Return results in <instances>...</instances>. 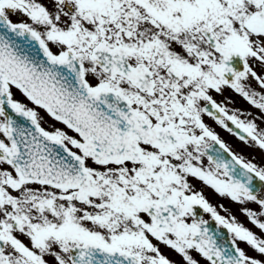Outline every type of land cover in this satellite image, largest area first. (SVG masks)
Returning <instances> with one entry per match:
<instances>
[{
    "label": "snow or ice",
    "instance_id": "1",
    "mask_svg": "<svg viewBox=\"0 0 264 264\" xmlns=\"http://www.w3.org/2000/svg\"><path fill=\"white\" fill-rule=\"evenodd\" d=\"M0 264H264V0H0Z\"/></svg>",
    "mask_w": 264,
    "mask_h": 264
},
{
    "label": "flooded vegetation",
    "instance_id": "2",
    "mask_svg": "<svg viewBox=\"0 0 264 264\" xmlns=\"http://www.w3.org/2000/svg\"><path fill=\"white\" fill-rule=\"evenodd\" d=\"M244 107H247V105H243ZM222 136L225 140H227L230 145L233 147L234 150L238 152H242L246 158L251 159L253 156H255L256 160L255 162L260 163L261 162V157L259 152H254L250 149L244 148L239 141L229 137L226 133H222ZM193 183H197L196 181H193ZM197 187H201L199 183H197ZM205 196L209 199L210 203H212L214 206H218L219 204H224L226 208L230 210V213L232 215H235L237 219L245 224L247 227H252V225L247 221V219L241 215L239 209L240 206L238 204H234L230 202L226 198H221L218 195H215L211 189H205L204 190ZM219 211V208H218ZM229 213L221 212V215H228ZM205 219H209L208 214H204ZM166 251V250H165Z\"/></svg>",
    "mask_w": 264,
    "mask_h": 264
}]
</instances>
